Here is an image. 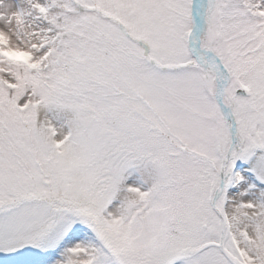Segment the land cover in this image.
Listing matches in <instances>:
<instances>
[{
  "label": "snow or ice",
  "instance_id": "1",
  "mask_svg": "<svg viewBox=\"0 0 264 264\" xmlns=\"http://www.w3.org/2000/svg\"><path fill=\"white\" fill-rule=\"evenodd\" d=\"M0 264H264V0H0Z\"/></svg>",
  "mask_w": 264,
  "mask_h": 264
}]
</instances>
